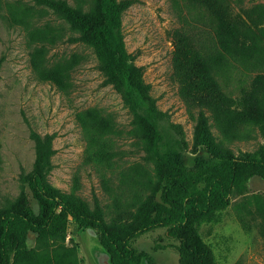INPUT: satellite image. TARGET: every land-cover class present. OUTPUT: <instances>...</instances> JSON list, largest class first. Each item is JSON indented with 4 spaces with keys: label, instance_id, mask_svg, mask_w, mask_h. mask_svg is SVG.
<instances>
[{
    "label": "rangeland",
    "instance_id": "374dc122",
    "mask_svg": "<svg viewBox=\"0 0 264 264\" xmlns=\"http://www.w3.org/2000/svg\"><path fill=\"white\" fill-rule=\"evenodd\" d=\"M59 1V0H58ZM88 11L95 0H60ZM125 5L122 31L128 53L152 88L165 114L159 123L163 150L184 152L191 161L199 112L181 98L174 75L176 32L207 27V13L190 0H118ZM232 18L264 13V0H224ZM69 19L34 0H0V210L28 188L22 178L35 162L32 133L53 135L55 156L49 183L93 211L99 206L109 225L139 219L150 196L154 166L147 160L133 118L121 95L103 75L89 46ZM264 43V42H263ZM264 74V49L254 60L223 61L216 80L223 92L238 97ZM209 117L208 139L234 155L264 149L257 128L221 130ZM217 264H264V181L254 178L244 194L234 193L218 221L199 227ZM29 235L21 248H36ZM66 245L77 249L80 264H108L96 230L70 221ZM152 263L179 264L177 242L165 229L133 243ZM14 254L10 253L11 263Z\"/></svg>",
    "mask_w": 264,
    "mask_h": 264
},
{
    "label": "trees",
    "instance_id": "16d2710c",
    "mask_svg": "<svg viewBox=\"0 0 264 264\" xmlns=\"http://www.w3.org/2000/svg\"><path fill=\"white\" fill-rule=\"evenodd\" d=\"M34 1L69 19L80 34L78 41L93 49L107 82L132 115L134 131L155 176L139 219L126 226L109 225L99 206L91 211L49 183L55 137L34 131L35 162L22 180L36 204L23 191L0 210V264H80L77 249L66 245L71 220L83 231L96 230L112 264L152 263L151 256L138 251L133 243L159 229H165L167 237L178 243L179 264H217L199 227L203 222L218 221L232 195L244 194L251 180L264 181V149L236 156L213 146L208 139L207 114L222 131L253 127L264 138V74L257 75L238 97L227 96L215 76L217 67L227 59L254 60L260 55L264 13L236 20L224 0H190L207 13L209 24L180 30L174 39L173 68L181 98L199 112L195 156L189 161L184 152L163 150L159 123L165 114L127 51L122 31L125 5L118 0H95L91 9L83 11L60 0ZM29 235L37 237L36 248H21ZM10 253L14 254L12 263Z\"/></svg>",
    "mask_w": 264,
    "mask_h": 264
},
{
    "label": "water",
    "instance_id": "95a60500",
    "mask_svg": "<svg viewBox=\"0 0 264 264\" xmlns=\"http://www.w3.org/2000/svg\"><path fill=\"white\" fill-rule=\"evenodd\" d=\"M107 260H108V261H107L108 264H112L111 261H110V257H109L108 255H107Z\"/></svg>",
    "mask_w": 264,
    "mask_h": 264
}]
</instances>
